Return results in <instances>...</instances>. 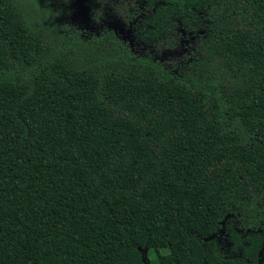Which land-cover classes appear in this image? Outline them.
Here are the masks:
<instances>
[{"label":"trees","instance_id":"trees-1","mask_svg":"<svg viewBox=\"0 0 264 264\" xmlns=\"http://www.w3.org/2000/svg\"><path fill=\"white\" fill-rule=\"evenodd\" d=\"M88 8L0 0V264H264V0Z\"/></svg>","mask_w":264,"mask_h":264},{"label":"rangeland","instance_id":"rangeland-1","mask_svg":"<svg viewBox=\"0 0 264 264\" xmlns=\"http://www.w3.org/2000/svg\"><path fill=\"white\" fill-rule=\"evenodd\" d=\"M88 3L91 0H69V22L74 26L81 29L93 31L102 29H112L121 38L128 41L133 50L138 54L153 53L152 50L145 44L138 40L136 30L133 23H126L117 15L113 14L110 9H106L103 13L101 20L96 21L93 15V11L88 8ZM185 50L179 49L173 52H164L161 55H156L162 62H171L176 58H181ZM146 262L149 259L146 258Z\"/></svg>","mask_w":264,"mask_h":264}]
</instances>
